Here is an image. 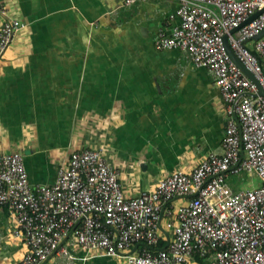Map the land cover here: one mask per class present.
<instances>
[{
  "label": "crops",
  "instance_id": "0c3cea01",
  "mask_svg": "<svg viewBox=\"0 0 264 264\" xmlns=\"http://www.w3.org/2000/svg\"><path fill=\"white\" fill-rule=\"evenodd\" d=\"M0 7V25H23L0 59V155L21 153L31 186L53 184L82 148L102 151L130 198L221 154L224 105L212 74L180 50L153 45L158 32L179 24L176 0H0ZM11 228L1 208L0 264H16L26 251ZM125 254L89 257L64 242L45 264H126Z\"/></svg>",
  "mask_w": 264,
  "mask_h": 264
},
{
  "label": "built area",
  "instance_id": "2783aa9c",
  "mask_svg": "<svg viewBox=\"0 0 264 264\" xmlns=\"http://www.w3.org/2000/svg\"><path fill=\"white\" fill-rule=\"evenodd\" d=\"M176 1L179 24L153 45L212 74L224 105L221 154L131 198L100 150L71 152L55 182L40 186L29 183L21 153L1 154L0 209L26 247L16 264H45L64 242L89 257L127 252L126 264H264V11L244 24L264 0ZM22 26L2 21L0 59ZM224 37L254 80L231 61ZM243 173L257 184L234 190L228 180Z\"/></svg>",
  "mask_w": 264,
  "mask_h": 264
},
{
  "label": "water",
  "instance_id": "95a60500",
  "mask_svg": "<svg viewBox=\"0 0 264 264\" xmlns=\"http://www.w3.org/2000/svg\"><path fill=\"white\" fill-rule=\"evenodd\" d=\"M263 10L261 11H256L244 24L246 23H249L251 22L255 17H257L259 14L262 13ZM243 24V25H244ZM235 29L232 31L234 32ZM223 45H224V48L226 50V53L227 55L229 56V58L231 59V61L248 77L250 78L251 80H254L252 78V76L250 75V73L243 67V65L239 62V60L236 58V56L234 55L233 51L230 49L229 45H228V42H227V39L226 37L223 38ZM262 92L261 90H259V95H261Z\"/></svg>",
  "mask_w": 264,
  "mask_h": 264
},
{
  "label": "rangeland",
  "instance_id": "374dc122",
  "mask_svg": "<svg viewBox=\"0 0 264 264\" xmlns=\"http://www.w3.org/2000/svg\"><path fill=\"white\" fill-rule=\"evenodd\" d=\"M228 181H229L230 186L234 190L248 189V188H251L257 184V183H255V184L251 183V181L249 180V176L245 175L244 173L238 177H236V176L230 177V179Z\"/></svg>",
  "mask_w": 264,
  "mask_h": 264
},
{
  "label": "trees",
  "instance_id": "16d2710c",
  "mask_svg": "<svg viewBox=\"0 0 264 264\" xmlns=\"http://www.w3.org/2000/svg\"><path fill=\"white\" fill-rule=\"evenodd\" d=\"M160 246H163L162 244Z\"/></svg>",
  "mask_w": 264,
  "mask_h": 264
}]
</instances>
